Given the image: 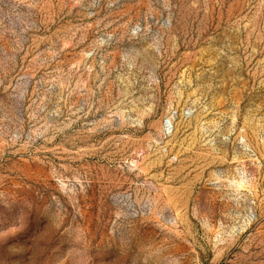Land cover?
<instances>
[{
  "label": "rangeland",
  "instance_id": "obj_1",
  "mask_svg": "<svg viewBox=\"0 0 264 264\" xmlns=\"http://www.w3.org/2000/svg\"><path fill=\"white\" fill-rule=\"evenodd\" d=\"M0 264H264V0H0Z\"/></svg>",
  "mask_w": 264,
  "mask_h": 264
}]
</instances>
